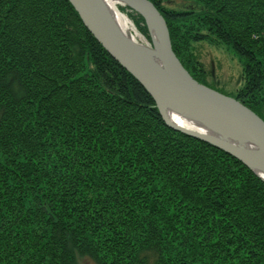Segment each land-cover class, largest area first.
<instances>
[{"label": "trees", "instance_id": "obj_1", "mask_svg": "<svg viewBox=\"0 0 264 264\" xmlns=\"http://www.w3.org/2000/svg\"><path fill=\"white\" fill-rule=\"evenodd\" d=\"M150 1L190 75L264 119V0ZM203 40L241 62L233 95L206 79ZM83 258L264 264V180L166 125L69 0H0V264Z\"/></svg>", "mask_w": 264, "mask_h": 264}, {"label": "water", "instance_id": "obj_2", "mask_svg": "<svg viewBox=\"0 0 264 264\" xmlns=\"http://www.w3.org/2000/svg\"><path fill=\"white\" fill-rule=\"evenodd\" d=\"M145 20L151 43L121 28L105 0H69L105 51L152 95L166 125L223 150L264 180V119L240 100L193 78L177 58L165 18L150 0H116ZM175 111L205 124L203 133L173 123Z\"/></svg>", "mask_w": 264, "mask_h": 264}, {"label": "rangeland", "instance_id": "obj_3", "mask_svg": "<svg viewBox=\"0 0 264 264\" xmlns=\"http://www.w3.org/2000/svg\"><path fill=\"white\" fill-rule=\"evenodd\" d=\"M183 0L168 1L166 6L180 8L186 6ZM120 11L127 16L130 21V29L136 35L137 40L144 44H150L151 39H147L136 28L133 21V12L130 8H125L122 4H117ZM149 34V32H148ZM150 38V35H149ZM192 48L196 57L200 59L208 71L206 79L209 83L224 92L234 94L238 87L242 85V67L238 57L234 56L231 50L222 43L203 40L201 42L192 43ZM80 264H96L94 260L83 258Z\"/></svg>", "mask_w": 264, "mask_h": 264}, {"label": "bare ground", "instance_id": "obj_4", "mask_svg": "<svg viewBox=\"0 0 264 264\" xmlns=\"http://www.w3.org/2000/svg\"><path fill=\"white\" fill-rule=\"evenodd\" d=\"M105 2L108 5V7L112 9L115 19H117L121 28L124 29L125 32L126 31L129 32L132 35V37L137 40L136 35L130 29L129 19L127 18L125 14H123L120 11V9L117 6L119 2H117L116 0H105ZM168 116L173 123L175 122L180 126L188 127L189 129H192L195 131L197 130L203 133H211V130L209 129V127L201 123L198 120H194L185 115L183 116L182 114H179L175 111L173 112L169 111Z\"/></svg>", "mask_w": 264, "mask_h": 264}]
</instances>
